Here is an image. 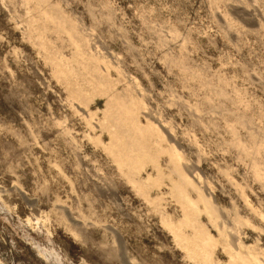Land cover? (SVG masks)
<instances>
[{"label":"rangeland","instance_id":"obj_1","mask_svg":"<svg viewBox=\"0 0 264 264\" xmlns=\"http://www.w3.org/2000/svg\"><path fill=\"white\" fill-rule=\"evenodd\" d=\"M51 1L107 56L120 88L138 80L146 112L173 133L189 173L226 219L235 209L248 218L253 227L238 228L241 240L256 241L264 256V216L255 211L264 214V187L228 129L238 112L264 134V0ZM24 15L18 3L0 1V264H229L220 244L210 263L174 240L126 168L96 142H108L107 131L87 122L47 54L24 37ZM219 78L227 81L220 98L211 90ZM104 104L95 97L87 108ZM246 132L238 126L249 143ZM165 178L150 195H164L161 207L177 218L183 207ZM200 220L218 237L206 215Z\"/></svg>","mask_w":264,"mask_h":264},{"label":"bare ground","instance_id":"obj_2","mask_svg":"<svg viewBox=\"0 0 264 264\" xmlns=\"http://www.w3.org/2000/svg\"><path fill=\"white\" fill-rule=\"evenodd\" d=\"M0 1L10 6L18 3L24 8L26 15L22 18L24 26H21L24 37L31 38L35 47L38 46L44 55L47 54L45 60L51 62V69L65 84L71 100L76 99L80 106L83 104L86 107L83 109L81 106V109L85 110L82 115L86 113L87 122L94 119L95 122L91 123L92 125L96 123L93 128L97 125V128L107 131L109 141L103 142L99 137H95L96 142L107 149L110 155L114 154L118 164L123 169L126 168L124 170L130 174L129 180L157 207L163 226L167 227L174 240L184 247L192 259L214 262L216 259L213 257V252L220 244L231 264H264V256L257 242L247 244L239 235L241 231L238 228L241 226L253 227L248 218L241 216L235 209L233 216L226 219L224 209L222 211V207H219L206 192L201 181L198 180L199 177L189 173L187 158L172 139L173 133L169 129H164V125L159 124L161 122L156 123L157 121L146 112L147 106L141 92L143 89L139 90L138 80L127 77L128 84L120 88L118 85L120 78H112L108 72V68L114 66L104 53L96 49L90 35L79 25L76 18L67 14L58 2L51 0ZM227 24L231 26L230 22ZM63 48H66L67 52H64ZM171 60L176 62L175 58ZM178 64L181 68L184 67L182 61L179 60ZM116 68L119 69L118 66ZM117 72L123 76L121 70ZM219 82L220 84L212 87L211 90L219 98L225 97L226 91L223 85L227 81L219 78ZM240 96L237 100L243 104ZM95 97L104 98L103 109L98 108L93 111L87 108ZM98 111L102 114L100 118L95 116ZM142 115L145 117V122L140 119ZM236 122L237 125L228 126L234 137L230 145L237 147L241 159L249 161L254 177L264 187V164L259 159L262 158L261 152H264L263 131L253 129L252 121L238 112ZM238 126L245 127L249 143L242 142L238 138ZM257 137L262 139L257 140ZM163 155L168 156L164 165L166 171L161 163ZM147 166L153 167L154 171L139 176ZM164 178L170 182L169 193L183 207L182 214L177 218L161 207L164 195L159 192L155 196L150 195L151 189L159 188L164 184ZM193 193L195 196L192 195ZM255 211L261 217L264 216L258 210ZM203 214L207 216L210 226L218 232V237L214 236L200 220ZM36 248L43 255L49 252L48 250L46 253L47 250L39 245H36Z\"/></svg>","mask_w":264,"mask_h":264}]
</instances>
